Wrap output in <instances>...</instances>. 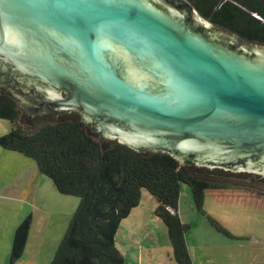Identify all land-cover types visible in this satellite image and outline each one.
<instances>
[{
  "label": "water",
  "instance_id": "1",
  "mask_svg": "<svg viewBox=\"0 0 264 264\" xmlns=\"http://www.w3.org/2000/svg\"><path fill=\"white\" fill-rule=\"evenodd\" d=\"M175 8L0 0V67L26 80L18 99L29 118L42 111L28 88L38 81L51 88L47 106L111 140L193 158L198 175L225 169L222 178L264 184V47L212 28L190 5Z\"/></svg>",
  "mask_w": 264,
  "mask_h": 264
},
{
  "label": "trees",
  "instance_id": "2",
  "mask_svg": "<svg viewBox=\"0 0 264 264\" xmlns=\"http://www.w3.org/2000/svg\"><path fill=\"white\" fill-rule=\"evenodd\" d=\"M187 1L214 26L243 43L264 47V0ZM25 81L0 67V119L11 124L10 133L0 137V148L33 160L61 195L80 201L51 264H124L115 243L117 233L145 193L157 201L156 214L168 229L177 264H193L186 240L190 225L178 215L181 187H190L195 208L204 215L205 192L228 189L214 179L232 172L222 169L216 176L207 173L199 178L193 158L180 163L167 153L137 151L106 136L98 142L88 134L98 133L97 127L88 128L78 113H58L55 106L45 107L34 99L29 100L42 111L26 116L25 129L18 99L25 94ZM240 188L264 195L247 186ZM32 222L29 216L16 229L10 264L23 259ZM210 222L216 227L215 221Z\"/></svg>",
  "mask_w": 264,
  "mask_h": 264
},
{
  "label": "rangeland",
  "instance_id": "3",
  "mask_svg": "<svg viewBox=\"0 0 264 264\" xmlns=\"http://www.w3.org/2000/svg\"><path fill=\"white\" fill-rule=\"evenodd\" d=\"M181 1L188 3L187 0ZM211 27L236 37L222 28L214 25ZM61 95L66 99L67 94L64 91ZM21 111L24 115L22 126L27 129L29 124L24 121L26 114L22 109ZM10 131L11 124L0 119V137ZM88 134L98 142H102L104 138L102 132L95 134L88 131ZM197 177L206 178L207 175ZM214 180L229 185V188L205 192L204 215L196 210L190 187H181L178 215L184 224H190L191 229L186 239L194 241V244L197 241L198 245H210L214 238H218L222 243L218 254L225 251V242L235 241L236 237L264 241V195L238 189L247 186L264 192V184L222 177ZM2 186H5V194L12 192V195L22 197L24 201L27 196L29 202L25 207L21 202L13 201L11 205L9 200H0V264H10L13 233L29 216L33 220L31 232L24 257L17 264H51L78 208L79 199L61 195L54 183L39 172L33 160L0 148V188ZM255 200L257 204H254ZM157 208L156 199L145 193L140 206L121 223L115 243L124 258V264H177L168 229L157 216ZM22 212L24 215L21 220L18 216ZM210 220L215 221L216 227ZM207 228H217L218 233L215 232L217 234L214 237L212 235L213 240L209 236L201 235L202 230Z\"/></svg>",
  "mask_w": 264,
  "mask_h": 264
},
{
  "label": "crops",
  "instance_id": "4",
  "mask_svg": "<svg viewBox=\"0 0 264 264\" xmlns=\"http://www.w3.org/2000/svg\"><path fill=\"white\" fill-rule=\"evenodd\" d=\"M3 187L5 186H2L0 188V200H9L11 202V205L14 203L13 201L15 202L17 201L19 203L21 202V204L26 207L27 203L29 202V199L27 196L24 197L25 199L24 201L22 197L17 198V196L12 195V192L5 194ZM254 204H257V200H255ZM17 210H18V207H17ZM11 213H13V207H12ZM23 215L24 213L22 212L18 216V218H21L22 220ZM24 221H22L18 225V227ZM187 225H190V224H187ZM16 229L13 233L12 246H13V240H14ZM202 231L203 233L201 235L204 237L209 236L210 240H213L212 235L214 237L218 233L216 229H213V228H207ZM257 234L258 233H256V236ZM201 241H204V239L201 238ZM233 242H235V244ZM187 246H188L189 255L192 259L193 264H264V241L261 239L254 240L253 238L248 239V238L236 237L235 241H230L228 243L225 242V245L223 246L225 248V251L220 252V254H218L217 252L219 248L222 247V243H220L218 238H214V240L212 241L210 245H198L197 241L194 244V241H190L188 239ZM170 257H171V253H170Z\"/></svg>",
  "mask_w": 264,
  "mask_h": 264
},
{
  "label": "flooded vegetation",
  "instance_id": "5",
  "mask_svg": "<svg viewBox=\"0 0 264 264\" xmlns=\"http://www.w3.org/2000/svg\"><path fill=\"white\" fill-rule=\"evenodd\" d=\"M166 2L168 4H171L173 7H176L179 11H180L181 7L184 6V4H185V8H187L186 6H188L187 3H184L182 5H181V3L179 4V1L177 3H175V2H173L171 0H166ZM166 10H168V8ZM191 21L194 22L193 17L191 18ZM205 33H206V36H209V37L211 36V34L207 33L206 30H205ZM0 65H1V62H0ZM9 71L12 72L11 69ZM9 71H7V72H9ZM32 88H33V91L38 93V94H36V96L40 97V99H39V101H37V103L38 104H43V105L46 106V104H48L50 102V100H51L50 96H48L47 89H51V88L48 85H46V84L39 83L38 81H35V83H33Z\"/></svg>",
  "mask_w": 264,
  "mask_h": 264
}]
</instances>
